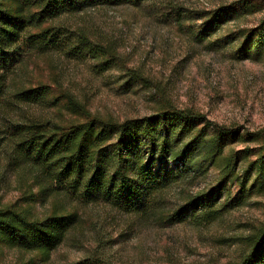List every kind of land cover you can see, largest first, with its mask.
<instances>
[{
  "label": "trees",
  "instance_id": "16d2710c",
  "mask_svg": "<svg viewBox=\"0 0 264 264\" xmlns=\"http://www.w3.org/2000/svg\"><path fill=\"white\" fill-rule=\"evenodd\" d=\"M147 4L153 8L159 3L0 0V155L7 169L30 181L29 189H37L31 196L43 202L62 196L83 207L104 204L116 214L152 220L160 226L224 224L231 210L245 199L264 195V129L221 125L171 102L163 103L150 116L120 121L92 114L60 85L55 89L45 84L16 89L9 85L15 67L31 53L90 58L102 72L115 68L118 55L112 45L95 43L81 30L72 31L63 19L88 9H139ZM250 5L236 1L210 11L171 9L177 25L190 32L195 21H201L195 37L204 42L220 34L234 15ZM237 34L243 42L235 50L236 57L264 51V19L256 28ZM232 35L210 44L221 48L227 45L223 44L225 38L232 44ZM117 83L153 88L138 69L124 68ZM61 109L78 120H58L52 111ZM239 144L245 148L235 150L233 146ZM228 148L231 150L226 153ZM215 168L217 175L212 174ZM80 222L75 210H54L39 217L16 205L7 206L0 208V243L40 253L47 261ZM230 240L245 244L232 264H264V223L247 236ZM71 264L110 262L91 256Z\"/></svg>",
  "mask_w": 264,
  "mask_h": 264
},
{
  "label": "rangeland",
  "instance_id": "374dc122",
  "mask_svg": "<svg viewBox=\"0 0 264 264\" xmlns=\"http://www.w3.org/2000/svg\"><path fill=\"white\" fill-rule=\"evenodd\" d=\"M236 1L250 2L252 10L241 9L220 34L204 42L195 37L201 21L196 20L190 32L177 25L171 9L210 11ZM156 2L159 4L153 8L149 4L139 9L95 8L63 19L72 31L81 30L95 43L112 45L118 55L115 68L102 72L90 58L31 53L15 67L10 87L45 84L55 89L60 85L92 114L120 121L150 116L163 103L171 102L178 108L201 112L221 125L264 129V51L254 50L247 58L235 55L243 42L238 31L254 29L264 19V0ZM229 34L235 36L232 44L227 38L224 47L210 44ZM124 68L140 70L152 83V91L141 84L123 87L117 83ZM52 115L64 123L78 120L64 109L52 111ZM233 148L242 150L245 145ZM2 158L0 155V208L16 205L39 217L54 210H75L81 222L47 261L40 253L0 243V264H71L91 256L105 258L110 264H232L240 258L245 244L230 238L245 237L264 223V195L245 199L231 210L224 224L206 228L187 223L160 226L152 220L116 214L104 204L83 207L62 196L43 202L32 197L37 189H29L30 181L7 169ZM212 174L217 175L218 169Z\"/></svg>",
  "mask_w": 264,
  "mask_h": 264
}]
</instances>
